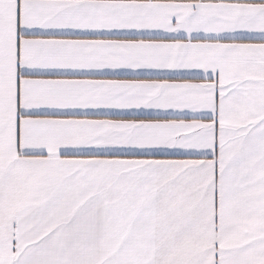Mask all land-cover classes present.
I'll use <instances>...</instances> for the list:
<instances>
[{
	"label": "snow or ice",
	"instance_id": "1",
	"mask_svg": "<svg viewBox=\"0 0 264 264\" xmlns=\"http://www.w3.org/2000/svg\"><path fill=\"white\" fill-rule=\"evenodd\" d=\"M0 264H264V0H0Z\"/></svg>",
	"mask_w": 264,
	"mask_h": 264
}]
</instances>
